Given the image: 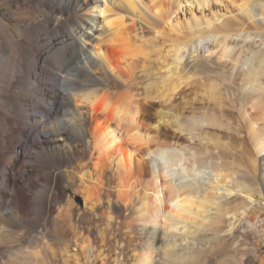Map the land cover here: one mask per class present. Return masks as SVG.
Wrapping results in <instances>:
<instances>
[{"label": "bare ground", "instance_id": "bare-ground-1", "mask_svg": "<svg viewBox=\"0 0 264 264\" xmlns=\"http://www.w3.org/2000/svg\"><path fill=\"white\" fill-rule=\"evenodd\" d=\"M221 1L2 0L18 23L0 17V140L43 150L45 184L24 205L4 189L0 264H208L236 229L233 248L264 264V0H238L239 19L211 13ZM58 184L81 212L68 196L55 214ZM130 214L140 241L122 232ZM77 215L84 253L63 235Z\"/></svg>", "mask_w": 264, "mask_h": 264}, {"label": "rangeland", "instance_id": "rangeland-1", "mask_svg": "<svg viewBox=\"0 0 264 264\" xmlns=\"http://www.w3.org/2000/svg\"><path fill=\"white\" fill-rule=\"evenodd\" d=\"M172 2H173V0H172ZM239 3H240V1H238V0H222L221 2H217V3L213 4V5H211V8L209 10H210L211 13H218V14L224 15L225 17H228V18L239 19L238 18V17H240V11L238 10ZM15 8L16 7L14 5L9 6V7L8 6H2V0H0V17H3V18L5 17L11 24L16 25L18 23V20L16 18L8 19V17L6 16V13L7 12L12 11V10H16ZM209 10L208 9L206 11L203 10V12H202V11H199L198 8H194L193 9V12H192L193 14L191 12L187 11V10L184 13L181 12V10H178L172 16L175 19V20L173 19L172 22H174V23H172V24H177L178 29H183L184 28L183 31H186V25L188 23L187 17L189 18L191 16V14L198 17V16H201L202 14L209 13ZM178 24L180 25L181 28L179 27ZM168 29H170V28L167 27V25H166L165 26V30H168ZM0 83H1V81H0ZM0 111H1L0 112V120L3 121L4 120V115H3L4 113H3V110L1 109V107H0ZM252 112L255 113V110H252ZM2 139L3 138H1V140H0V161H2L3 159H5L4 152H6L5 154L6 155H9V156H6V157H7V160L9 162V164H10V171L8 172V174L6 173V176L8 177L7 178L8 179L7 180L8 182L4 183V180L3 179H0V203H2L3 201L6 202V198H2V194L4 193V189L6 187H8V185H9L10 187H12L11 189H15V197L18 200L17 202L24 205V204H26L28 202L33 201L35 198H37L38 197V194H40L39 189L42 188L44 186V184H45L43 177L42 176L40 177V175L37 174L38 173L37 168H36V166H37L36 164L37 163H35L37 160L38 161H42L43 158H45L44 151L41 150L38 147L36 148V146L34 148L29 147V151H31V153H32V157H31L32 159H31V158H28L26 156V154L24 155L23 147H21V149L20 148H16L15 149V147H14V144L16 143L15 140H12V139L10 140V137L9 136H5V138L3 140ZM3 147H4V149H3ZM149 157L150 156L145 155V168H146V170H149V168H150V166H148V164L146 163V162L149 161ZM23 165H31L32 166V172H30L29 174H27V172H26V174L29 175V178L25 174V172L23 171L24 170L23 169ZM38 177H40V178H38ZM58 185H60V184H58ZM57 187H58V189H56L57 190L56 191L57 192L56 194L58 196V200H60V201H58V205L56 206L55 214L60 209V208L58 209V206L61 205L62 207H64L65 205H67V197L68 196L69 197H75L74 205H76L78 207L77 213L81 212L84 209V199H83V197L81 195L73 193L72 190H71V188L69 186L66 187V189L64 190V192H63L62 188H60L61 185L60 186H57ZM37 190H38V193H37ZM35 193L37 194V196H35L36 195ZM134 202H136V200ZM3 211H4V209H2V210L0 209V216H2V217L4 216V218H6L7 215H5L3 213ZM12 211L14 212V214H16V209H12ZM132 215L130 214V215H127V216H123L122 217V220L123 219L124 220L121 223L122 232H123V234L125 235V237L128 240H130V238L131 239H134L136 237L139 239V236H138V233H137V227L136 226L137 225H141V224L140 223H137V222H134L132 220L133 218L131 217ZM127 217H128V222L125 220ZM76 218L72 222V225L70 226V228L65 229V231H63L64 232L63 235L67 239L68 238L71 239L70 244H72V247H73V250L74 251H76L77 253H84V250L81 248V245H78L75 242V238H77L79 236V234H80L79 233V230H78V224H79V221H78V218L79 217H78V215L76 216ZM131 222H132V224H131ZM6 223H8L7 224V227H10L12 229H15L16 228L14 226V224H11L8 221ZM51 223H53V222H51ZM35 225H38V228H43V224L42 223H36L35 224L33 222L32 223H28L27 224V227L29 229H31V228L33 229V228L36 227ZM48 225L50 227L49 234H51V235H49L48 239L52 243L54 241V245L52 244V246H53V249H55V250H53V251H55L57 254H59V252H60L59 245L60 244L54 238V236L52 235V229L55 228L56 225L55 224L52 225V224H50V222L48 223ZM127 225H128V227H127ZM240 231H241L240 229H236L235 230V235H236L235 237L241 238V236H238L240 234ZM135 235H137V236H135ZM73 237H74V239H73ZM235 237L231 238V240L227 244L228 245V246H226L227 247V254L225 256L216 257L215 255H211V254H213L212 253V250L209 249V248H207L204 251V254H205V256H207V262H208V264H252L251 261L249 260V258L245 254V252H246L245 241H240L239 242L240 245L238 246L239 249L237 248V251H236L235 248H233L234 245H232V242L235 239ZM34 239H36V238H34ZM34 239L31 240L32 242L30 241V242L27 243L28 247H31L33 249H36L37 248L38 250L40 249L39 250L40 253L42 252L41 253V257H44V255H46V254L48 255V253H46L47 248L45 249L46 246L43 245V242H41L39 239L38 240L36 239V241ZM139 241H140V239H139ZM81 250H82V252H81ZM247 250H249V249H247ZM232 253L233 254H237V256H238L237 261L236 260L234 261L233 258H231L232 255H233ZM53 259L54 258L50 257V254H49V260L50 261H46V262H44V264L45 263L46 264H60V263L55 262ZM22 261L25 264H32V263L34 264L35 263L34 257L33 258L32 257L31 258H22ZM29 261H31V263ZM37 261H36L35 264H39V263L40 264H43V261L42 260H39V262H37ZM240 261H243V263L240 262ZM163 263L165 264V261ZM166 263L167 264H169V263L170 264H173L172 262H169L168 263V261H166ZM182 264H183V262H182ZM185 264H186V262H185Z\"/></svg>", "mask_w": 264, "mask_h": 264}]
</instances>
